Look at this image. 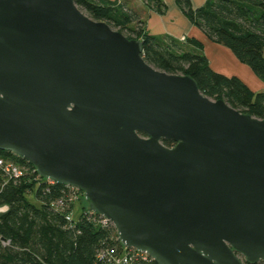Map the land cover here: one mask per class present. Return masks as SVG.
<instances>
[{
	"label": "water",
	"instance_id": "obj_1",
	"mask_svg": "<svg viewBox=\"0 0 264 264\" xmlns=\"http://www.w3.org/2000/svg\"><path fill=\"white\" fill-rule=\"evenodd\" d=\"M143 51L75 0H0V151L155 264L264 263V120Z\"/></svg>",
	"mask_w": 264,
	"mask_h": 264
},
{
	"label": "trees",
	"instance_id": "obj_2",
	"mask_svg": "<svg viewBox=\"0 0 264 264\" xmlns=\"http://www.w3.org/2000/svg\"><path fill=\"white\" fill-rule=\"evenodd\" d=\"M143 1L160 15L167 11L164 0ZM75 2L93 20L141 41L144 59L157 70L190 76L206 97L225 100L236 110L264 120V92L255 93L241 79L213 70L199 41L148 34L142 15L126 0ZM176 3L211 42L229 49L264 82V0H207L198 9L191 0ZM164 144L174 146L170 141ZM0 159L26 170L22 178L12 179L0 169V264H104L98 259L101 250H125L116 229L90 220L88 209L75 216L72 205H67L70 189L50 185L33 166L11 153L0 151ZM29 195H34L36 204ZM61 201L64 212L53 206ZM71 213L73 222L66 220ZM134 264L155 263L138 260Z\"/></svg>",
	"mask_w": 264,
	"mask_h": 264
},
{
	"label": "crops",
	"instance_id": "obj_3",
	"mask_svg": "<svg viewBox=\"0 0 264 264\" xmlns=\"http://www.w3.org/2000/svg\"><path fill=\"white\" fill-rule=\"evenodd\" d=\"M126 1L142 15L148 34L159 38L170 36L180 41L193 38L202 43L204 53L213 70L227 76H238L255 93L264 92V82L254 74L251 68L240 62L229 49L211 42L189 21L176 0H164L167 11L163 15L151 10L143 0ZM191 2L193 7L198 9L203 7L207 0H191Z\"/></svg>",
	"mask_w": 264,
	"mask_h": 264
},
{
	"label": "built area",
	"instance_id": "obj_4",
	"mask_svg": "<svg viewBox=\"0 0 264 264\" xmlns=\"http://www.w3.org/2000/svg\"><path fill=\"white\" fill-rule=\"evenodd\" d=\"M0 169L9 177L12 179H20L24 176V173H26V170L19 166L18 164L14 163L12 160H6V159H0ZM36 171V170H35ZM50 185H54L55 183L49 180H46ZM70 189V197L68 198V206L74 204L75 200H77L82 192L74 189ZM54 207H56L59 211L64 212L65 203L61 201L60 203L54 204ZM88 214L91 215L89 218L90 220H93L95 223H97L100 226L103 227H110L113 225L108 221L106 218L101 217L97 214L91 213L90 211ZM73 215L72 213L69 215H66V220L69 222H73ZM125 249V248H124ZM98 259L102 261L104 264H134L138 260L143 261H152L146 254L139 253L137 251L133 250H118L117 248H106L101 250L98 253Z\"/></svg>",
	"mask_w": 264,
	"mask_h": 264
},
{
	"label": "rangeland",
	"instance_id": "obj_5",
	"mask_svg": "<svg viewBox=\"0 0 264 264\" xmlns=\"http://www.w3.org/2000/svg\"><path fill=\"white\" fill-rule=\"evenodd\" d=\"M184 41H185V39L181 40V42H184ZM227 77H236V78H238V76H233V75H230V76H227ZM250 84H252V83H250ZM29 200L31 202L35 203V204L37 203L36 200H35L34 195H29ZM72 207L71 208L73 209V213L75 214V216L76 215L78 216L82 210L88 209V204H87V201H86V199L84 197V193L83 192H82L81 196L77 200H75V202L72 205ZM0 212H1V210H0ZM73 217H74V215H73Z\"/></svg>",
	"mask_w": 264,
	"mask_h": 264
}]
</instances>
